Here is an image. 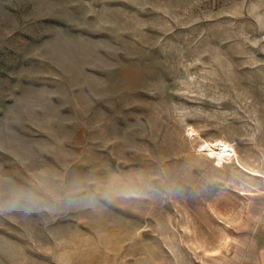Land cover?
Listing matches in <instances>:
<instances>
[{"label":"rangeland","instance_id":"374dc122","mask_svg":"<svg viewBox=\"0 0 264 264\" xmlns=\"http://www.w3.org/2000/svg\"><path fill=\"white\" fill-rule=\"evenodd\" d=\"M263 232L264 0H0V264H230Z\"/></svg>","mask_w":264,"mask_h":264},{"label":"crops","instance_id":"0c3cea01","mask_svg":"<svg viewBox=\"0 0 264 264\" xmlns=\"http://www.w3.org/2000/svg\"><path fill=\"white\" fill-rule=\"evenodd\" d=\"M254 234L256 236L257 233ZM248 244L242 249L238 248L239 251L236 257L231 259L230 264H264V240L259 241L254 238L251 244Z\"/></svg>","mask_w":264,"mask_h":264},{"label":"bare ground","instance_id":"6f19581e","mask_svg":"<svg viewBox=\"0 0 264 264\" xmlns=\"http://www.w3.org/2000/svg\"><path fill=\"white\" fill-rule=\"evenodd\" d=\"M205 147L209 149V151L213 152L215 155L223 157V159H225L226 156L227 160L230 157L238 156L235 147L222 140L217 139L212 142L207 141L205 143ZM225 149H227V151H224Z\"/></svg>","mask_w":264,"mask_h":264},{"label":"built area","instance_id":"2783aa9c","mask_svg":"<svg viewBox=\"0 0 264 264\" xmlns=\"http://www.w3.org/2000/svg\"><path fill=\"white\" fill-rule=\"evenodd\" d=\"M206 149H207L206 147H203V150H206ZM224 151H227V149H225ZM219 157L221 158V160H227V156L225 157V159H223V157H221V156H219Z\"/></svg>","mask_w":264,"mask_h":264}]
</instances>
